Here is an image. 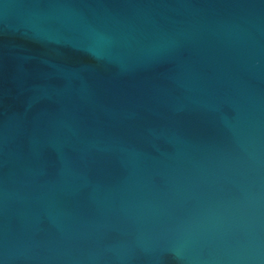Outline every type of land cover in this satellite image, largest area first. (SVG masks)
I'll return each mask as SVG.
<instances>
[{"label": "water", "instance_id": "obj_1", "mask_svg": "<svg viewBox=\"0 0 264 264\" xmlns=\"http://www.w3.org/2000/svg\"><path fill=\"white\" fill-rule=\"evenodd\" d=\"M0 264H264V0H0Z\"/></svg>", "mask_w": 264, "mask_h": 264}]
</instances>
